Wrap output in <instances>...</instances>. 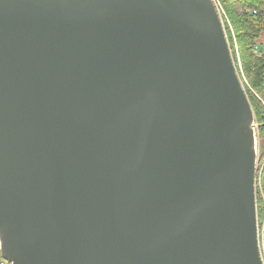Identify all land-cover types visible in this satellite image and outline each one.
<instances>
[{
    "label": "water",
    "instance_id": "1",
    "mask_svg": "<svg viewBox=\"0 0 264 264\" xmlns=\"http://www.w3.org/2000/svg\"><path fill=\"white\" fill-rule=\"evenodd\" d=\"M257 144L213 0H0L13 264H264Z\"/></svg>",
    "mask_w": 264,
    "mask_h": 264
},
{
    "label": "trees",
    "instance_id": "2",
    "mask_svg": "<svg viewBox=\"0 0 264 264\" xmlns=\"http://www.w3.org/2000/svg\"><path fill=\"white\" fill-rule=\"evenodd\" d=\"M221 2L228 16L224 23L232 54L256 115L262 170L261 188L257 195L258 222L264 237V48L259 45L264 33V0Z\"/></svg>",
    "mask_w": 264,
    "mask_h": 264
},
{
    "label": "rangeland",
    "instance_id": "3",
    "mask_svg": "<svg viewBox=\"0 0 264 264\" xmlns=\"http://www.w3.org/2000/svg\"><path fill=\"white\" fill-rule=\"evenodd\" d=\"M223 5V4H222ZM223 8H224V6H223ZM225 9V8H224ZM226 12V11H225ZM225 14V13H224ZM228 18V16H227V14H225L224 16H223V22H224V20L225 19H227ZM225 24V23H224ZM225 29H226V27H225ZM227 32V31H226ZM227 37H228V35H227ZM228 40H229V38H228ZM230 43V42H229ZM231 46V45H230ZM233 55V54H232ZM234 58V57H233ZM235 61V60H234ZM239 73V72H238ZM242 80V79H241ZM246 89V88H245ZM247 92V91H246ZM258 138V137H257ZM259 146V143L257 144V147ZM258 155H259V150H258ZM262 180V170H261V168H260V161L258 160V166H257V173H256V188H257V195H258V189L259 188H261V181ZM257 209H258V202H257ZM258 221H259V215H258ZM259 233H260V239H261V248H262V252H263V250H264V237L262 236V233H261V229H260V226H259ZM263 257H264V252H263Z\"/></svg>",
    "mask_w": 264,
    "mask_h": 264
},
{
    "label": "built area",
    "instance_id": "4",
    "mask_svg": "<svg viewBox=\"0 0 264 264\" xmlns=\"http://www.w3.org/2000/svg\"><path fill=\"white\" fill-rule=\"evenodd\" d=\"M213 2L216 5V8L221 16V18L223 19V16L226 14L225 9L223 8L222 2L221 0H213ZM225 13V14H224ZM1 240H0V264H13L12 261L8 260L7 258H5L1 252Z\"/></svg>",
    "mask_w": 264,
    "mask_h": 264
},
{
    "label": "crops",
    "instance_id": "5",
    "mask_svg": "<svg viewBox=\"0 0 264 264\" xmlns=\"http://www.w3.org/2000/svg\"><path fill=\"white\" fill-rule=\"evenodd\" d=\"M259 45L261 48H264V33L261 35V38L259 39Z\"/></svg>",
    "mask_w": 264,
    "mask_h": 264
}]
</instances>
